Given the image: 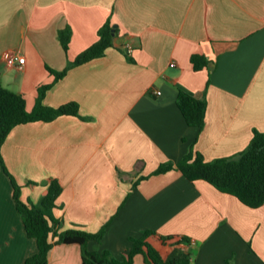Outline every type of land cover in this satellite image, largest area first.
<instances>
[{"label": "crops", "instance_id": "0c3cea01", "mask_svg": "<svg viewBox=\"0 0 264 264\" xmlns=\"http://www.w3.org/2000/svg\"><path fill=\"white\" fill-rule=\"evenodd\" d=\"M105 23L115 26L114 46L67 68ZM5 52L23 56L22 66H9ZM192 54L207 65L193 70ZM0 82L27 112L44 85L42 105L79 108L16 125L2 143L0 264H24L37 252L11 179L31 204L56 179L57 231L105 226L89 251L119 258L151 230L174 237L148 239L165 261L189 254V264H264V203L250 208L176 168L190 152L206 161L235 156L253 130L264 131V0H0ZM179 90L205 100L201 128L186 124ZM47 264H81L80 246L54 245ZM133 264L146 263L135 255Z\"/></svg>", "mask_w": 264, "mask_h": 264}, {"label": "trees", "instance_id": "16d2710c", "mask_svg": "<svg viewBox=\"0 0 264 264\" xmlns=\"http://www.w3.org/2000/svg\"><path fill=\"white\" fill-rule=\"evenodd\" d=\"M113 30L105 23L98 30V39L88 48L79 53L67 68L89 62L103 55L105 49L113 47ZM69 29L59 33V40L66 50ZM189 63L193 70H200L207 65V60L200 54H192ZM66 69L54 72L55 80L64 75ZM49 85L39 89V99L31 112L25 110L23 97L10 91L0 82V147L9 131L16 125L31 121H50L60 115L79 114L78 105L68 102L59 107H47L41 104L40 97ZM176 104L188 126L201 128L204 124V99L195 98L184 91L177 93ZM0 165L4 169L1 155ZM172 168V163L160 164L153 174L163 173ZM176 168L190 181L204 180L215 189L235 196L240 202L250 208H257L264 203V131L253 130L247 147L237 155L206 161L197 152L185 155ZM5 170V169H4ZM11 179V177H10ZM13 197L19 212L27 237L33 238L37 244V252L28 257L24 264H47L48 253L56 244H77L81 249V264H133V257L141 255L146 264H189V254L171 260H163L158 250L148 241L155 238L159 244L172 240L173 236H161L155 231L146 230L139 238H131V249L119 258L109 252H92L87 249L91 240L100 241L104 227L90 233L80 229L57 231L60 220L53 215L56 199L61 192V186L56 179L52 180L47 192L38 204L23 202L19 199L20 187L14 183ZM187 241V238H181Z\"/></svg>", "mask_w": 264, "mask_h": 264}, {"label": "built area", "instance_id": "2783aa9c", "mask_svg": "<svg viewBox=\"0 0 264 264\" xmlns=\"http://www.w3.org/2000/svg\"><path fill=\"white\" fill-rule=\"evenodd\" d=\"M4 59L9 66H17L19 68L22 66L24 62L23 56H15L14 54L9 52L4 53ZM170 65L173 66L174 64L171 63Z\"/></svg>", "mask_w": 264, "mask_h": 264}, {"label": "water", "instance_id": "95a60500", "mask_svg": "<svg viewBox=\"0 0 264 264\" xmlns=\"http://www.w3.org/2000/svg\"><path fill=\"white\" fill-rule=\"evenodd\" d=\"M114 27H115V26L112 27V34H113Z\"/></svg>", "mask_w": 264, "mask_h": 264}]
</instances>
